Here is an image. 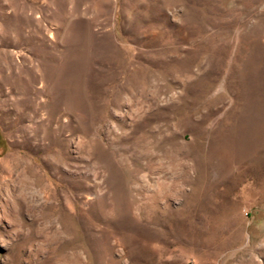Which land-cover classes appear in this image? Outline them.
Wrapping results in <instances>:
<instances>
[{
    "label": "rangeland",
    "instance_id": "obj_1",
    "mask_svg": "<svg viewBox=\"0 0 264 264\" xmlns=\"http://www.w3.org/2000/svg\"><path fill=\"white\" fill-rule=\"evenodd\" d=\"M0 264H264V0H0Z\"/></svg>",
    "mask_w": 264,
    "mask_h": 264
},
{
    "label": "bare ground",
    "instance_id": "obj_2",
    "mask_svg": "<svg viewBox=\"0 0 264 264\" xmlns=\"http://www.w3.org/2000/svg\"><path fill=\"white\" fill-rule=\"evenodd\" d=\"M14 159L16 160L17 159V157H14ZM23 180L25 181L26 179L25 178H23ZM24 183V182H23ZM18 185V184H17ZM30 185V184H29ZM32 185V184H31ZM31 188V187H30ZM14 190H15V193H16V196H18V197H21V198H25L26 197V193H25V189L23 188V187H21V186H17V187H15L14 188ZM33 190V189H32ZM30 190V199L31 200H29L30 201V205L31 206H33V207H36L37 206V198H36V190ZM25 200V199H24ZM29 205V206H30ZM17 207V206H16Z\"/></svg>",
    "mask_w": 264,
    "mask_h": 264
}]
</instances>
